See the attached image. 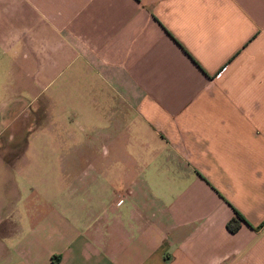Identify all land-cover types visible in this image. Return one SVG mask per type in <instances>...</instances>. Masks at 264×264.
<instances>
[{
	"label": "crops",
	"instance_id": "crops-1",
	"mask_svg": "<svg viewBox=\"0 0 264 264\" xmlns=\"http://www.w3.org/2000/svg\"><path fill=\"white\" fill-rule=\"evenodd\" d=\"M58 81L94 161L21 192L4 109ZM0 264H264V0H0Z\"/></svg>",
	"mask_w": 264,
	"mask_h": 264
},
{
	"label": "rangeland",
	"instance_id": "rangeland-1",
	"mask_svg": "<svg viewBox=\"0 0 264 264\" xmlns=\"http://www.w3.org/2000/svg\"><path fill=\"white\" fill-rule=\"evenodd\" d=\"M44 80L48 81L49 77H45ZM58 86L59 81L45 87L48 89L39 91L36 89L35 92L41 95L34 100L31 94L33 91L20 90L19 105L15 104L4 109V111L7 109L5 113L10 116L8 121L15 119L11 127L6 129L4 136H10L11 131L17 132L14 148L19 151L21 159L18 166L21 175V192L53 194L58 191V178L62 173L60 170L62 165H70L68 168L71 169L66 171L69 177L70 174L80 172L76 171V166L71 165L94 161L93 155L82 154L81 156L80 154V151L90 149L86 147V143L91 142L95 136L89 129V122L74 118L75 103L80 100L78 97L72 98L71 95L75 96L79 92L74 90V83H68L65 90H59ZM83 92L88 97L92 94L91 90ZM49 98L54 102L53 105L43 106L44 99ZM86 102L83 104L89 106L86 107L89 115L91 114V104ZM59 115L65 119L61 118V121H58L57 116ZM74 146L79 148L77 153ZM56 147L66 152L49 153V150L53 148V152H55ZM102 156L101 154L100 157Z\"/></svg>",
	"mask_w": 264,
	"mask_h": 264
},
{
	"label": "trees",
	"instance_id": "trees-1",
	"mask_svg": "<svg viewBox=\"0 0 264 264\" xmlns=\"http://www.w3.org/2000/svg\"><path fill=\"white\" fill-rule=\"evenodd\" d=\"M236 213L237 215L227 222V226L231 231L237 230L240 225V219H244L238 211H236Z\"/></svg>",
	"mask_w": 264,
	"mask_h": 264
}]
</instances>
